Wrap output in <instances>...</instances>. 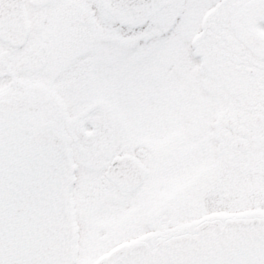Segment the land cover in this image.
Here are the masks:
<instances>
[{
  "label": "snow or ice",
  "instance_id": "snow-or-ice-1",
  "mask_svg": "<svg viewBox=\"0 0 264 264\" xmlns=\"http://www.w3.org/2000/svg\"><path fill=\"white\" fill-rule=\"evenodd\" d=\"M0 264H264V0H0Z\"/></svg>",
  "mask_w": 264,
  "mask_h": 264
}]
</instances>
